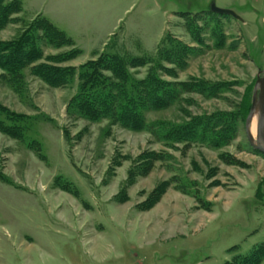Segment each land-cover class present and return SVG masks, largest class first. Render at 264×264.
<instances>
[{
	"label": "rangeland",
	"instance_id": "1",
	"mask_svg": "<svg viewBox=\"0 0 264 264\" xmlns=\"http://www.w3.org/2000/svg\"><path fill=\"white\" fill-rule=\"evenodd\" d=\"M21 1L2 19L0 8V41L31 35L43 55L17 81L0 68V107L26 116L23 137L0 131V264H230L264 244V154L236 117L264 67V0ZM41 17L74 43L39 39ZM104 53L148 55L127 66L132 82L153 70L170 83L147 129L68 112L79 67ZM39 64L76 73L53 87ZM218 112L235 116L221 146L164 135L161 122Z\"/></svg>",
	"mask_w": 264,
	"mask_h": 264
},
{
	"label": "trees",
	"instance_id": "2",
	"mask_svg": "<svg viewBox=\"0 0 264 264\" xmlns=\"http://www.w3.org/2000/svg\"><path fill=\"white\" fill-rule=\"evenodd\" d=\"M13 2L17 3L13 4ZM0 8H3V11L1 9L2 19L3 15L5 17L6 14L21 12L23 4L21 0H13L8 5L0 4ZM31 25L39 31L37 37L39 39L42 37L51 45L74 43V39L66 31L46 17L36 18ZM26 36L28 35L24 34L17 41H0V68L15 81L21 79L22 69L27 63L32 62V59H40L43 55L37 42H33V36ZM26 38L30 42H27ZM158 53L165 57L166 53L162 49ZM123 56L125 55L104 53L98 59L88 60L79 67V86L68 102L69 113L90 121L111 119L113 122L135 130L148 128L144 112L150 108L166 105L165 95L173 97L175 92H171L170 83L159 78L153 70L145 78L132 82L127 66L132 64L138 67L150 64L152 61L148 55L135 58L131 62ZM32 72L53 87L67 85L76 73L75 69L70 67L47 64L34 65ZM130 92L135 94L131 95ZM250 104L249 102L244 105L236 114L243 123ZM0 108V114L1 112L6 114V118L2 119L0 116V131L11 137H23L25 127L22 123H24L25 115L9 111L7 108ZM234 117L232 114L218 112L195 118L180 126L164 122H161V125L165 137H172L174 141L200 142L218 147L225 144L231 137V131L235 127ZM230 264H264V244L253 248L249 255L234 257Z\"/></svg>",
	"mask_w": 264,
	"mask_h": 264
},
{
	"label": "water",
	"instance_id": "3",
	"mask_svg": "<svg viewBox=\"0 0 264 264\" xmlns=\"http://www.w3.org/2000/svg\"><path fill=\"white\" fill-rule=\"evenodd\" d=\"M211 9L243 21V18L233 9L216 6L215 3L211 5ZM253 119L256 120V137L251 132ZM244 128L249 144L264 154V67L259 71L254 85L251 106L244 122Z\"/></svg>",
	"mask_w": 264,
	"mask_h": 264
},
{
	"label": "bare ground",
	"instance_id": "4",
	"mask_svg": "<svg viewBox=\"0 0 264 264\" xmlns=\"http://www.w3.org/2000/svg\"><path fill=\"white\" fill-rule=\"evenodd\" d=\"M251 132L253 136L256 137V120L255 119H253V122L251 124Z\"/></svg>",
	"mask_w": 264,
	"mask_h": 264
}]
</instances>
